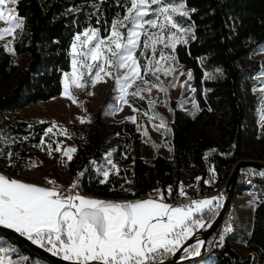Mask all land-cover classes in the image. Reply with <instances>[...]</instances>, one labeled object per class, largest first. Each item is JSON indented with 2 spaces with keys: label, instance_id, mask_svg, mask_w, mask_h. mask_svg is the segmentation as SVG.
Instances as JSON below:
<instances>
[{
  "label": "trees",
  "instance_id": "obj_1",
  "mask_svg": "<svg viewBox=\"0 0 264 264\" xmlns=\"http://www.w3.org/2000/svg\"><path fill=\"white\" fill-rule=\"evenodd\" d=\"M184 2L189 15L182 17L180 24L189 27L187 43H177L173 55L181 68L193 73L191 85L197 109L193 115L173 109L166 135L170 157L156 154L145 160L136 124L104 122L102 100L94 110L84 105L90 120L73 128L69 123L45 119L10 121L0 129V173L18 177L31 169L37 152L49 154L48 144L55 149L67 140L77 151L72 160H66L65 169L70 176L85 171L81 180L84 193L103 198H138L159 189L165 199H175L177 183L185 177H200L201 184L210 191L225 180L231 165L245 156L248 148L255 149V159L262 157L264 119L259 118L257 101L247 99L245 92L256 86L254 77L259 72V64L251 62L250 57L264 43V0ZM14 7L23 17V27L15 33L11 50L0 45V119L2 114L11 115L59 95L61 74L69 70V48L74 35L86 28H96L105 37L112 21L125 12L117 0H18ZM150 77L149 74L145 79ZM127 101L137 111L144 110L145 100L140 96L129 95ZM202 126L214 127L219 135H207ZM50 127L52 132L45 135ZM106 139L114 141L110 157L119 174L111 170L108 182L102 184L104 177L95 166L103 160L102 145ZM8 152L14 154L11 161ZM57 152L52 151L51 155ZM259 173L248 167L239 169L234 195L249 188L244 184L245 178L256 182L264 195V181ZM202 193L197 189L190 195ZM211 220L208 214L204 215L206 223ZM228 226H233L231 206L219 227L206 239L208 253L186 264H196L208 254L214 255L212 264H264V201L256 203L252 210L245 237L249 250L246 255L236 251L227 238L230 232L220 240ZM9 240L23 253V264H54ZM194 251L188 247L184 255L195 256Z\"/></svg>",
  "mask_w": 264,
  "mask_h": 264
},
{
  "label": "snow or ice",
  "instance_id": "obj_2",
  "mask_svg": "<svg viewBox=\"0 0 264 264\" xmlns=\"http://www.w3.org/2000/svg\"><path fill=\"white\" fill-rule=\"evenodd\" d=\"M17 3L18 0H0V21L8 25L0 28V39L5 35L15 38L17 29L23 27V17L18 15L15 7H9ZM117 4L124 7L125 12L122 19L112 21L106 37H102L96 28L85 29L74 37L70 51L72 71L70 77L68 73L64 74L66 79L62 92L74 103L76 97L71 89L84 88L86 76L93 84L106 76L113 78L120 93L117 99L127 103L129 95L140 96L142 91L151 92L150 87H137L135 92L129 93L138 80L149 84L151 79H145L149 73L155 79L152 87L164 90L156 73L162 72L167 76L182 72V69L168 63L177 60V57L167 55L164 48L175 52L177 43H187L178 34H186L188 30L176 19L189 15L184 0H117ZM10 44L11 41L4 47L8 48ZM158 45L164 48L157 51ZM149 49L151 56L146 55ZM141 57H144V62ZM192 79L193 73L189 70L188 81ZM172 86L175 87L174 81ZM127 119L136 121L135 116ZM160 119L161 124L157 127L164 128V118L161 116ZM52 130L48 128L45 135ZM61 132L66 133V130L61 129ZM44 143L42 138L41 144ZM48 149L49 155L52 151H63L69 161L77 151L74 147L62 150L59 145L52 149L51 144H48ZM13 155L8 152L7 158L11 161ZM107 155L111 156V152ZM107 163L112 167L103 171L102 184L108 182L111 170L115 169L119 174V169L111 160ZM9 166L14 167V164ZM259 175L264 176V172ZM49 184L52 187L38 186L0 173V225L24 234L41 247L47 245L49 252L62 254L64 260L75 264H163L166 256L175 254L183 242L194 235L195 229L211 227L210 222L204 221V215L208 214L211 220L218 215L221 207L219 203L214 205L219 197L173 205L165 202L164 193L156 189V197L150 195L134 201H110L79 194L74 191L78 187L75 182L71 185L73 191L68 192L62 191L54 180H50ZM167 191L170 196L171 186ZM179 195L187 197L183 185ZM231 231L230 226L225 227L220 240L223 241L224 234ZM204 243L197 240L195 245H190L195 249L192 254L199 255ZM184 251L187 252L188 248ZM0 264H3L2 259Z\"/></svg>",
  "mask_w": 264,
  "mask_h": 264
},
{
  "label": "rangeland",
  "instance_id": "obj_3",
  "mask_svg": "<svg viewBox=\"0 0 264 264\" xmlns=\"http://www.w3.org/2000/svg\"><path fill=\"white\" fill-rule=\"evenodd\" d=\"M9 7H14V5H9ZM155 7V6H153ZM176 17L178 22H181V18ZM122 17L118 19H122ZM183 28H185L187 33L189 32V27L186 26L185 23L180 24ZM4 22L0 21V28L7 27ZM147 27V26H146ZM90 29V28H86ZM20 29H17L16 33ZM85 30V29H84ZM82 30L79 33H83ZM121 31H125L121 29ZM149 31H156L155 29H149ZM175 31V30H173ZM186 34H178L181 39H186ZM109 34V33H108ZM76 34L74 35V37ZM107 36V35H106ZM105 36V37H106ZM74 37L72 43L74 41ZM83 39V37H82ZM143 37L141 40L143 41ZM12 35H5L2 39H0V45L4 47V45L8 44L9 41L12 42ZM71 43V45H72ZM12 44V43H11ZM11 44L8 48H10ZM71 45L69 48V61L70 66L69 70L65 71L61 74L60 82H61V92L59 95L55 97H51L46 101L37 102L32 104L22 110L15 111L14 114H2L0 119V129H3L10 121L15 118H26V119H45L49 120L51 123L61 122V123H69L72 128L75 124L81 123V118L85 122L90 120V115L86 110V107L90 110H94L102 100V119L104 122H115V121H123V122H133L132 120L127 119V117L135 116L136 121L133 122L136 124V128L141 134L142 140V157L149 161L153 155L159 154L165 157H170L171 148L169 145V138L166 137L168 132V123L171 121L173 109H179L187 113L188 115H193L197 109V104L194 98V87L191 85V80L188 81V71L187 69L181 68L179 63L175 61H169L168 63L177 69H182V72L178 71L176 73H172L170 75H164L162 72H157L156 76H159L160 82L163 84V89L161 90L158 87H152V83L155 82L154 77H152L151 73L150 78L151 82L145 85L142 81H136V83L129 89V93L131 91H136L137 87L151 88V92L142 91L140 97L145 100L144 102V110L143 111H133V107L128 103H124L119 101L117 97L120 95L117 90V86L111 77H104V79L100 82L93 84L89 77H85L87 80V84L84 88H75L71 89L73 95L76 97V102L74 103L72 99L69 97L62 95L63 92V84L65 82V73L71 74V60L70 56ZM6 48V47H4ZM6 48V49H8ZM160 48H164L163 45H158L157 51ZM164 51L167 55H173V52L170 48H164ZM140 49L137 50V55H139ZM146 55L151 56V50H146ZM157 55V59H158ZM142 62H144V57L140 58ZM251 62H257L259 64V72L254 77L256 81V86H254L250 91H246V97L250 100H256V109L260 119H264V43L259 44L253 51L250 57ZM91 62V61H89ZM163 63V62H162ZM121 73L123 70H120ZM218 74L221 76V71H218ZM218 75V76H219ZM217 76H212V78ZM175 82V87L172 86V82ZM185 81L187 84L185 85ZM184 85V86H182ZM91 93V95L89 94ZM172 102V105H171ZM84 105L86 107H84ZM120 109V110H117ZM158 114V115H156ZM164 118L165 127L159 128L161 124L160 117ZM145 129L147 130V135H145ZM202 130L209 136L217 137L219 135L218 131L214 127L202 126ZM168 136V135H167ZM113 139L104 140L102 145V154L103 160L95 166L98 172L103 173V171L108 170L109 164L108 160H111V157L107 154L112 151L114 143ZM62 150L68 147H73L72 143L65 140L59 146ZM245 156L240 157L237 161L241 160H252L257 161L264 164V155L259 159H255V149L248 148L246 150ZM52 156L55 159H51ZM67 160V156L63 154V151H58L54 155H49L43 152H37L35 155V160L33 161L32 167L28 172L21 173L18 177L9 176L11 178H15L27 183L35 184L38 186L44 187H52L49 184L50 180L56 181V183L60 186L62 183H68L71 181L72 176L67 174L65 169V163ZM234 163L231 165L230 170L228 171L225 180H222L218 187L215 190H211L212 192L207 193L209 196L205 198L219 197V200L214 201V205L216 203L222 204L223 195L225 194V186L228 177L232 172V167ZM244 184L249 188L244 190L240 195H234L232 201L230 203L231 211L233 213V226L232 231L228 235V239L231 240L233 246L236 248V251L241 255H246L249 250L246 245L245 237L248 234L250 224H251V215L252 210L256 203L259 201H264V195L260 193L258 188V184L256 182L251 181V179L245 178ZM223 186V187H222ZM156 190V189H155ZM153 190L150 194L143 197L138 198H103L99 196H94L92 194L85 195V197H94L101 200H110V201H134L148 198L150 195L152 197L157 196V192ZM194 191L188 192L190 195ZM166 200V199H165ZM196 200V199H195ZM202 200V199H199ZM183 202V203H187ZM173 205H179L182 203H169ZM219 210V209H218ZM3 226V225H0ZM6 227V226H4ZM7 228V227H6ZM199 229V228H197ZM195 229L194 231H196ZM14 230V229H11ZM15 231V230H14ZM16 232V231H15ZM24 237L27 238L24 234L20 233ZM199 240V239H198ZM34 243L32 240H30ZM197 242V241H196ZM196 242L190 243V245H195ZM37 246L41 247L39 244L34 243ZM189 245V246H190ZM188 246V247H189ZM187 247V248H188ZM42 249L48 251V246L41 247ZM204 252L207 254L208 251ZM54 254L53 252H49ZM185 251L182 253L184 254ZM181 254V255H182ZM63 259L62 254H54ZM204 253L201 255L203 256ZM168 255L166 258H168ZM185 256V255H184ZM189 257V256H188ZM164 258V259H166ZM180 256L177 258L179 259ZM0 259L3 260V264H23L24 255L19 251L17 245L13 244L9 239L0 234ZM214 259V255L208 254L206 257H203L196 264H212ZM38 262V260H35Z\"/></svg>",
  "mask_w": 264,
  "mask_h": 264
},
{
  "label": "water",
  "instance_id": "obj_4",
  "mask_svg": "<svg viewBox=\"0 0 264 264\" xmlns=\"http://www.w3.org/2000/svg\"><path fill=\"white\" fill-rule=\"evenodd\" d=\"M245 167L255 169L258 172H264V164L260 162L252 161V160H241V161L234 162V166L232 167V172L226 182V186L224 190L225 197L222 201L221 207L218 210V215H216L210 222L211 227H206L204 229H197L196 231H194V235L190 237L188 240L184 241L182 246L176 251L175 254H172L168 258L164 259L163 264H186L188 262H192L193 260L199 259L201 255L205 253L204 248H205L206 239L221 224L222 219L225 216L227 209L229 208L232 198L234 196V187L236 184L237 173L239 169L245 168ZM262 180L264 181V176H262ZM0 234H2L3 236L14 241L15 243L26 248L27 250L32 251L36 255L54 264H75V262L73 261L64 260L52 253L47 252L46 250L32 243L28 238L24 237L18 232H15L14 230H11L4 226H0ZM198 239L205 241L204 245L201 246L199 249V255L189 256L181 260H177V258L184 252V248H187L192 242L195 243Z\"/></svg>",
  "mask_w": 264,
  "mask_h": 264
},
{
  "label": "built area",
  "instance_id": "obj_5",
  "mask_svg": "<svg viewBox=\"0 0 264 264\" xmlns=\"http://www.w3.org/2000/svg\"><path fill=\"white\" fill-rule=\"evenodd\" d=\"M84 172H85L84 170L79 171L77 175L72 176V179L70 182L60 184L61 190L65 191V192L73 191V189H71V185L75 182L78 185V187L74 191L79 192V194H81L83 196L88 195V194L84 193V190H83L82 185H81L82 174ZM197 177L198 176L185 177V178H183V180H180L176 186L177 196L175 197V199L169 198V199H166L165 202H167V203H172V202L183 203V202H186L188 200L203 199L204 197L209 196L207 193L212 192L211 190H215L218 187H220V185H219L218 187L216 186L215 188L211 189L210 191H207L205 186L201 184L200 179L199 180L196 179ZM247 179H249V178H247ZM181 185H183V188L187 192V194H189L188 192H191V191H194L197 189L202 190L203 193H202V195H187V197H183V196L179 195V189H180Z\"/></svg>",
  "mask_w": 264,
  "mask_h": 264
},
{
  "label": "flooded vegetation",
  "instance_id": "obj_6",
  "mask_svg": "<svg viewBox=\"0 0 264 264\" xmlns=\"http://www.w3.org/2000/svg\"><path fill=\"white\" fill-rule=\"evenodd\" d=\"M185 257H187V256H184V254H182V255H180V258L179 259H183Z\"/></svg>",
  "mask_w": 264,
  "mask_h": 264
}]
</instances>
